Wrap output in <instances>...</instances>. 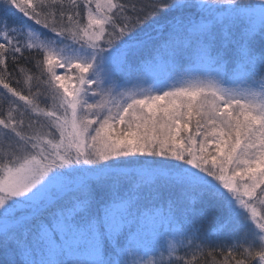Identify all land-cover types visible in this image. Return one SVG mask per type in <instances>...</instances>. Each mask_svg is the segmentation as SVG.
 I'll return each instance as SVG.
<instances>
[{"label": "snow or ice", "instance_id": "snow-or-ice-1", "mask_svg": "<svg viewBox=\"0 0 264 264\" xmlns=\"http://www.w3.org/2000/svg\"><path fill=\"white\" fill-rule=\"evenodd\" d=\"M258 208L264 0H0V264H264Z\"/></svg>", "mask_w": 264, "mask_h": 264}, {"label": "rangeland", "instance_id": "rangeland-1", "mask_svg": "<svg viewBox=\"0 0 264 264\" xmlns=\"http://www.w3.org/2000/svg\"><path fill=\"white\" fill-rule=\"evenodd\" d=\"M58 72L61 70H57ZM159 72V68H154L153 69V74H156ZM140 85V86H139ZM151 88V80L150 79H139L138 80V75L133 74V76L129 79V81L125 84H123L118 90L120 91H125V92H141V91H148ZM259 211L264 212V209H259ZM160 229V223L155 222L153 223L152 221L148 222L147 225V236L152 237L155 235L156 232H158ZM250 231H255L254 225L251 226Z\"/></svg>", "mask_w": 264, "mask_h": 264}, {"label": "trees", "instance_id": "trees-1", "mask_svg": "<svg viewBox=\"0 0 264 264\" xmlns=\"http://www.w3.org/2000/svg\"><path fill=\"white\" fill-rule=\"evenodd\" d=\"M153 72V70H152ZM138 75V74H137ZM146 79L144 76L138 75V80L139 79ZM174 80H169V83H174ZM140 86V85H139ZM152 86V85H151ZM43 106V105H42ZM202 222L204 224L205 229L211 230L213 227L212 223V209L209 208L206 212V215L203 217ZM215 239V238H214ZM222 239V238H221Z\"/></svg>", "mask_w": 264, "mask_h": 264}]
</instances>
